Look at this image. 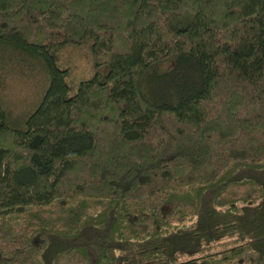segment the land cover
Instances as JSON below:
<instances>
[{
    "label": "trees",
    "instance_id": "16d2710c",
    "mask_svg": "<svg viewBox=\"0 0 264 264\" xmlns=\"http://www.w3.org/2000/svg\"><path fill=\"white\" fill-rule=\"evenodd\" d=\"M24 64L45 85L18 121L0 95V264H264V0H0V74Z\"/></svg>",
    "mask_w": 264,
    "mask_h": 264
},
{
    "label": "rangeland",
    "instance_id": "374dc122",
    "mask_svg": "<svg viewBox=\"0 0 264 264\" xmlns=\"http://www.w3.org/2000/svg\"><path fill=\"white\" fill-rule=\"evenodd\" d=\"M30 27L33 28L34 25H31ZM58 61L59 64L66 65L68 67L69 73L67 80L73 85L80 78L90 75L92 71L91 58L86 50V47L81 45L64 46L60 50ZM0 84L2 85V88H0L2 103L9 111L10 118L15 121L30 112L37 100L40 98L45 85L42 72L35 66H31L29 64H24L21 68H19V66L16 67L14 71L12 73H8L5 78L2 74H0ZM111 134L112 132L108 130L107 138H109ZM63 211L64 210L61 209L57 203H53V205L50 206V210L46 211V213L54 216V219L59 217L58 220H56L57 222H55V225L61 224L64 227V225L69 224V222L63 216L65 215ZM8 218L11 221L17 220L10 216ZM21 219H23V217H21ZM18 221L20 222V226L24 224L23 220L19 219Z\"/></svg>",
    "mask_w": 264,
    "mask_h": 264
}]
</instances>
